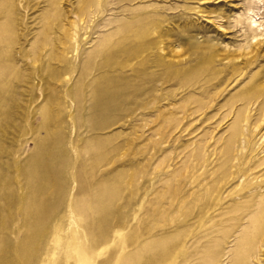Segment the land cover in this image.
I'll list each match as a JSON object with an SVG mask.
<instances>
[{
    "label": "rangeland",
    "instance_id": "rangeland-1",
    "mask_svg": "<svg viewBox=\"0 0 264 264\" xmlns=\"http://www.w3.org/2000/svg\"><path fill=\"white\" fill-rule=\"evenodd\" d=\"M0 264H264V1L0 0Z\"/></svg>",
    "mask_w": 264,
    "mask_h": 264
},
{
    "label": "bare ground",
    "instance_id": "bare-ground-1",
    "mask_svg": "<svg viewBox=\"0 0 264 264\" xmlns=\"http://www.w3.org/2000/svg\"><path fill=\"white\" fill-rule=\"evenodd\" d=\"M264 1V0H263ZM262 2V1H261ZM256 3V2H255ZM253 12V11H252ZM251 14H253V13H251ZM255 16V15H254ZM248 18H250V17H248ZM252 22H253V25H256V20H252ZM252 22H250V23H252ZM258 24V23H257ZM252 26V25H251ZM262 36V35H261ZM248 252V251H247ZM239 257H241V259L242 258H245L246 257V252H242V253H240L239 254Z\"/></svg>",
    "mask_w": 264,
    "mask_h": 264
}]
</instances>
